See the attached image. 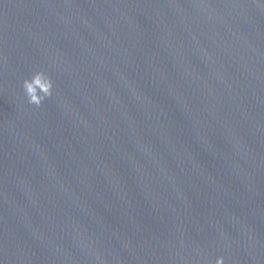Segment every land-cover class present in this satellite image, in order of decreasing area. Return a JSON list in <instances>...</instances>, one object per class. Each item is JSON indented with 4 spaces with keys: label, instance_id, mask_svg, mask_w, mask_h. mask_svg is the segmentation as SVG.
Listing matches in <instances>:
<instances>
[{
    "label": "water",
    "instance_id": "1",
    "mask_svg": "<svg viewBox=\"0 0 264 264\" xmlns=\"http://www.w3.org/2000/svg\"><path fill=\"white\" fill-rule=\"evenodd\" d=\"M217 256L264 264V0H0V264Z\"/></svg>",
    "mask_w": 264,
    "mask_h": 264
},
{
    "label": "clouds",
    "instance_id": "2",
    "mask_svg": "<svg viewBox=\"0 0 264 264\" xmlns=\"http://www.w3.org/2000/svg\"><path fill=\"white\" fill-rule=\"evenodd\" d=\"M22 87L28 103L40 106L45 97L51 94L52 82L45 72L37 70L30 78L23 80ZM214 264H224V258L217 256Z\"/></svg>",
    "mask_w": 264,
    "mask_h": 264
}]
</instances>
